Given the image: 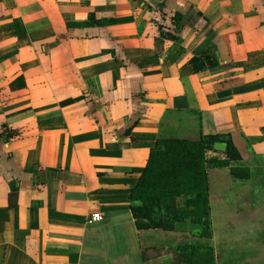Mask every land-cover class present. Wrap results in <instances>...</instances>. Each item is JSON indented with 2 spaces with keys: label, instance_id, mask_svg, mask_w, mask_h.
I'll return each mask as SVG.
<instances>
[{
  "label": "crops",
  "instance_id": "0c3cea01",
  "mask_svg": "<svg viewBox=\"0 0 264 264\" xmlns=\"http://www.w3.org/2000/svg\"><path fill=\"white\" fill-rule=\"evenodd\" d=\"M205 134L264 177V0H0V264H166L175 230L139 229L132 188L158 138ZM208 177L214 234L245 179Z\"/></svg>",
  "mask_w": 264,
  "mask_h": 264
},
{
  "label": "trees",
  "instance_id": "16d2710c",
  "mask_svg": "<svg viewBox=\"0 0 264 264\" xmlns=\"http://www.w3.org/2000/svg\"><path fill=\"white\" fill-rule=\"evenodd\" d=\"M202 58L193 57L195 66ZM203 65V64H202ZM204 67V65H203ZM6 140L17 133L5 127ZM216 141L227 143L225 157H209ZM242 155L231 137L205 134L199 140L160 137L151 149L138 183L132 188V210L141 230H176L179 223L201 225L192 231L198 238L213 236L209 199L208 168L229 166L237 179H249L251 169L241 163ZM178 264H215L213 247L182 244Z\"/></svg>",
  "mask_w": 264,
  "mask_h": 264
},
{
  "label": "rangeland",
  "instance_id": "374dc122",
  "mask_svg": "<svg viewBox=\"0 0 264 264\" xmlns=\"http://www.w3.org/2000/svg\"><path fill=\"white\" fill-rule=\"evenodd\" d=\"M235 181L239 182L236 185L239 190L237 196L232 191L227 204L215 205L217 209L215 211L213 236L211 238H194L195 236L189 234L185 229H198L201 225L191 221L179 223L178 230L174 231L175 236L171 241L175 247H167L165 252L166 264H178L179 246L188 242L196 243L205 250L207 247H213L214 255L216 249L219 253V259L227 247H245L247 250H251V253L246 250L242 252L241 254L249 253L250 255H243L249 257L240 258L238 262L239 264H253L247 263L248 260H252L250 258L253 255L254 248L252 247H264V177L259 178L256 175L244 181ZM237 211L239 214H236ZM236 215L237 217H235ZM144 237L147 239L149 234L146 233ZM176 245L178 246L176 247ZM158 262L157 264L164 263L161 260L160 263Z\"/></svg>",
  "mask_w": 264,
  "mask_h": 264
},
{
  "label": "built area",
  "instance_id": "2783aa9c",
  "mask_svg": "<svg viewBox=\"0 0 264 264\" xmlns=\"http://www.w3.org/2000/svg\"><path fill=\"white\" fill-rule=\"evenodd\" d=\"M103 214L101 212H95L93 214L90 215L89 219H88V222L89 223H93V222H96V221H100L103 219Z\"/></svg>",
  "mask_w": 264,
  "mask_h": 264
},
{
  "label": "water",
  "instance_id": "95a60500",
  "mask_svg": "<svg viewBox=\"0 0 264 264\" xmlns=\"http://www.w3.org/2000/svg\"><path fill=\"white\" fill-rule=\"evenodd\" d=\"M214 149L219 150V151H226L227 150V143L217 141L214 143Z\"/></svg>",
  "mask_w": 264,
  "mask_h": 264
}]
</instances>
